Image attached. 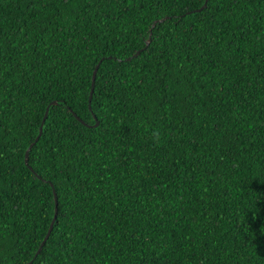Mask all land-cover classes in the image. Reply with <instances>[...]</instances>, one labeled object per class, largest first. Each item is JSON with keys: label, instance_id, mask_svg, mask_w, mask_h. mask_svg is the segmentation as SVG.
Wrapping results in <instances>:
<instances>
[{"label": "trees", "instance_id": "obj_1", "mask_svg": "<svg viewBox=\"0 0 264 264\" xmlns=\"http://www.w3.org/2000/svg\"><path fill=\"white\" fill-rule=\"evenodd\" d=\"M204 2L0 0V264H264V0Z\"/></svg>", "mask_w": 264, "mask_h": 264}, {"label": "water", "instance_id": "obj_2", "mask_svg": "<svg viewBox=\"0 0 264 264\" xmlns=\"http://www.w3.org/2000/svg\"><path fill=\"white\" fill-rule=\"evenodd\" d=\"M207 2H208V0H205V2H204V4H203L202 8H205ZM149 41H150V40L146 41V44H148ZM137 54H138V53H136L135 56H136ZM129 59H130V58H127V60H129ZM100 63H101V61L96 65L95 69L93 70L92 77H91V88H90L89 99H88L89 110H91L90 102H91L92 93H93V89H94L95 78H96V72H97V70H98V67H99ZM53 104H56V103H53ZM46 116H47V111L45 112L44 117H43V120H42V122H41V127H40V129H39L40 132H41L42 125H43L44 122H45ZM97 124H98V123H97ZM97 124H95L94 126H97ZM31 147H32V145H30V147L27 149V151H26V153H25V162H27V160H28V153H29ZM53 195H54V203H55V213H54V216H53V220H52V222H51V224H50V227H49L48 233H47V235H46L45 239L43 240V242H42V244H41L40 247H42V246L45 244L46 240L48 239V237H49V235H50V232H51V230H52V225H53V223H54V221H55V219H56V216H57V208H56V206H57V198H56V194H55V193H53ZM39 251H40V248H39V250L37 251L36 255L39 253Z\"/></svg>", "mask_w": 264, "mask_h": 264}, {"label": "clouds", "instance_id": "obj_3", "mask_svg": "<svg viewBox=\"0 0 264 264\" xmlns=\"http://www.w3.org/2000/svg\"><path fill=\"white\" fill-rule=\"evenodd\" d=\"M158 138V137H157Z\"/></svg>", "mask_w": 264, "mask_h": 264}]
</instances>
